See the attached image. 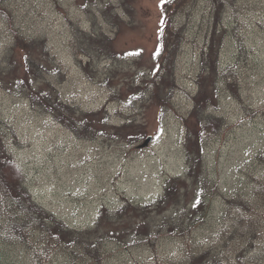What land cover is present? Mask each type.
<instances>
[{"label": "rangeland", "instance_id": "1", "mask_svg": "<svg viewBox=\"0 0 264 264\" xmlns=\"http://www.w3.org/2000/svg\"><path fill=\"white\" fill-rule=\"evenodd\" d=\"M167 1L0 4L8 13H0V57L12 50L14 30L27 39H43L55 62L47 76L56 84L66 115L74 109L81 113L58 120L0 87L1 130L35 203L78 231L95 228L102 212L114 214L121 208L127 215L122 232L130 234L126 229L136 223L154 222L163 229L154 231L150 241L131 236L128 241L120 236L124 242L106 241L99 261L72 257L53 246L40 251L37 236L27 246L0 238V264H184L206 252L209 256L200 264H264V0H184L174 11L172 25L184 31L185 39L174 60L173 78L161 81L158 64L171 60L170 55H158ZM216 2L222 8L216 67L221 74L229 71L233 81L206 75L210 97L200 100L206 103L200 113L210 123L205 130L191 115L194 99L202 93L201 57L211 40ZM88 38L98 50L104 41L109 44L107 59H91ZM13 55L20 62L19 51ZM152 82L157 84L152 87ZM78 124L81 128L75 130ZM91 128L97 129L94 135ZM200 131L208 134L193 152L197 159L202 150L203 176L218 192L208 197L204 216L189 232L173 229L181 236L170 234L162 222L178 218L193 202L192 181H185L187 142ZM172 180L181 188V214L177 207L141 211ZM236 200L251 204V212L245 209L247 218L235 209ZM128 206L134 207L127 211ZM240 222L256 229H238Z\"/></svg>", "mask_w": 264, "mask_h": 264}, {"label": "trees", "instance_id": "2", "mask_svg": "<svg viewBox=\"0 0 264 264\" xmlns=\"http://www.w3.org/2000/svg\"><path fill=\"white\" fill-rule=\"evenodd\" d=\"M6 0L0 2L3 3ZM217 1V0H216ZM184 0H169L165 3L164 6V25L162 29V35L160 40L159 48V57H167L170 55L171 60L164 63V59L158 64V74L161 81L165 79H171L174 75V60L178 54V49L180 43L185 39L184 31H180L173 27V14L178 7L183 4ZM219 2V0H218ZM216 7V8H215ZM214 8L217 9V14L214 13V22L212 28V33L210 35L211 40L209 47L202 51V73L199 78V88L202 93L194 99L195 100V109L191 117L194 120H197L198 125L202 129H205V124L210 123L206 119V114L204 111L203 102L201 105L200 100L203 101L208 97L206 90L208 89L209 83L205 81L208 75H212L214 80H217L222 77L223 79L231 80L232 76L229 75V71H222L221 74L219 66V49L221 47L222 33H219V15L222 8L217 5H214ZM220 10V11H219ZM0 13L7 16L8 13L5 12L0 6ZM80 34L79 29L74 31L75 37ZM93 40H86V43L89 47L92 48L94 54L91 56V59L94 58H105L108 57L109 44L104 41L103 48L98 47L101 50L94 47ZM14 51H19L20 57L18 62L14 59ZM75 54L78 52L74 48ZM169 58V59H170ZM54 60L50 57L47 52L46 46L44 45V40L41 38L36 39H27L19 34L17 31H13V47L12 50H9L7 54L3 57H0V87L3 88L6 92L10 94H16L18 97H24L31 102V107L36 112L48 113L56 116L58 120L66 119L71 114L73 116H80L81 113H78L75 109L71 113L67 110H64V105L62 100L59 98L58 90L56 84L49 78L47 75L51 74L50 67L54 65ZM18 69H21V75L17 72ZM207 75V76H206ZM219 83V82H218ZM157 83L152 82L150 84L152 87ZM161 85V84H160ZM165 85V84H163ZM215 89V81L213 83ZM205 91V93L203 92ZM79 114V115H78ZM92 115V114H87ZM84 119L89 120L90 118L84 117ZM4 123L0 119V238L6 244H17L21 243L28 245V240L31 237H39L40 241V251L49 246L54 248H60L62 250H67L69 256H78L85 255L91 258H95V261H99L101 258V250L106 241L116 240L117 242L122 241V237H125V241H128L129 236L131 239H140L141 242L146 240H151L152 235L155 232H159L163 229H160L161 226L158 223H148L149 225L144 226L132 225L129 230L131 233H124L121 231L122 226H125L122 223V218L127 216L125 214L124 208H121L114 214H108V212H102L100 221L95 228H90L82 231L69 228L63 221L59 220L54 214L49 213L46 209L38 206L33 200L28 186L26 185V178L24 173L18 166L12 152L7 146L8 139L4 138V133L1 130ZM75 130H79L81 126H73ZM218 125H213V129L216 130ZM92 129V133H91ZM86 130L94 135L96 128H91ZM209 135L212 132L211 129L208 130ZM205 131H200L197 135H190V140L188 144V161L189 168L186 174V182L192 181L193 190V202L191 208H185L183 211L179 210L180 207V198H181V188L179 187V182L170 181L168 185L165 186L164 195L157 201L146 205L147 207L141 211H165L167 209H175L177 211H182L178 218L169 219L162 222L165 229H167L170 234L180 235L185 231L189 232L191 229V224L198 220H201L205 212L202 213L207 207L208 197L213 193L218 192V187L213 182H211L207 177H204V170L202 166V150H199L197 155L194 154L193 150L200 149L205 139L203 136ZM3 136V137H2ZM8 147V148H7ZM200 154V155H199ZM201 159V161H200ZM201 164V165H200ZM256 197H258L256 195ZM261 199H264L262 196ZM260 198L258 200H260ZM261 201V200H260ZM238 206L235 207L237 210L244 211V217L247 218L251 212V207L248 202L243 200H236ZM134 206L126 207L127 211H131ZM143 208V207H142ZM181 209V208H180ZM246 209V210H245ZM140 210V209H139ZM169 212V210H167ZM241 217L239 220L245 219ZM167 219V218H164ZM238 220V221H239ZM160 224V223H159ZM237 222L233 224L235 227ZM255 224L247 226L244 223L240 222L238 224V229H244L245 232L249 229H256ZM104 226L110 229H104ZM151 228V229H148ZM179 230L180 233H177L175 230ZM155 231V232H154ZM145 232V233H143ZM243 233V232H242ZM156 236V235H155ZM181 236V235H180ZM132 239V240H133ZM131 240V241H132ZM209 256V252L204 254L191 257L184 264H200L203 259ZM37 260H41L40 257L35 256ZM217 259V257L215 258ZM37 262V261H36Z\"/></svg>", "mask_w": 264, "mask_h": 264}, {"label": "snow or ice", "instance_id": "3", "mask_svg": "<svg viewBox=\"0 0 264 264\" xmlns=\"http://www.w3.org/2000/svg\"><path fill=\"white\" fill-rule=\"evenodd\" d=\"M161 2L163 3V2H164V0H161Z\"/></svg>", "mask_w": 264, "mask_h": 264}]
</instances>
